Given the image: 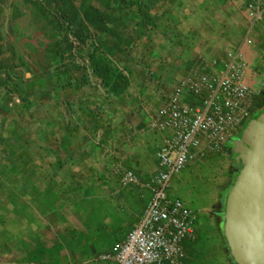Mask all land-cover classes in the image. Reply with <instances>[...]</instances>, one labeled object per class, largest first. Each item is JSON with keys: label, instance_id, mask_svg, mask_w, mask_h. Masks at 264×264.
<instances>
[{"label": "crops", "instance_id": "crops-1", "mask_svg": "<svg viewBox=\"0 0 264 264\" xmlns=\"http://www.w3.org/2000/svg\"><path fill=\"white\" fill-rule=\"evenodd\" d=\"M97 1L83 12L91 50L122 71L126 87L112 93L99 82L91 50L62 53L52 73L25 75L22 102H0V264H117L104 257L139 224L159 171L167 133L149 120L184 78L220 75L226 54L238 52L255 92L249 119L264 110V0H253L261 8L253 24L251 0ZM5 136L18 142L7 152ZM237 167L232 144L170 177L167 196L195 215L180 264H235L220 216ZM126 172L135 180L123 183Z\"/></svg>", "mask_w": 264, "mask_h": 264}, {"label": "built area", "instance_id": "built-area-1", "mask_svg": "<svg viewBox=\"0 0 264 264\" xmlns=\"http://www.w3.org/2000/svg\"><path fill=\"white\" fill-rule=\"evenodd\" d=\"M246 15L253 24L260 19L261 8L251 0ZM222 67L217 76L195 73L181 80L150 118L151 129L167 133L157 152L159 171L152 179V198L137 227L105 259L117 264H180L184 258L181 242L193 238L195 215L167 196L170 177L207 154L225 152L249 120L248 101L255 94L245 83V64L238 52L226 54ZM185 94L197 103H184ZM134 180L130 172L122 176L123 183Z\"/></svg>", "mask_w": 264, "mask_h": 264}, {"label": "rangeland", "instance_id": "rangeland-1", "mask_svg": "<svg viewBox=\"0 0 264 264\" xmlns=\"http://www.w3.org/2000/svg\"><path fill=\"white\" fill-rule=\"evenodd\" d=\"M96 1L0 0V76H5L0 77V102L14 96L22 102L25 75L52 73L53 59L60 54L86 57L94 39L83 12ZM11 77L13 89L4 83Z\"/></svg>", "mask_w": 264, "mask_h": 264}, {"label": "water", "instance_id": "water-1", "mask_svg": "<svg viewBox=\"0 0 264 264\" xmlns=\"http://www.w3.org/2000/svg\"><path fill=\"white\" fill-rule=\"evenodd\" d=\"M232 144L238 167L224 199L221 230L235 264H264V110Z\"/></svg>", "mask_w": 264, "mask_h": 264}, {"label": "trees", "instance_id": "trees-1", "mask_svg": "<svg viewBox=\"0 0 264 264\" xmlns=\"http://www.w3.org/2000/svg\"><path fill=\"white\" fill-rule=\"evenodd\" d=\"M87 57L89 59L92 73L98 78L99 82L104 87L109 89L112 93H118L126 87L127 79L123 76L122 71L116 68L103 52L94 47ZM20 115L22 116L21 119H25V114ZM11 134L18 138L23 135L22 130L18 126L11 130ZM17 143L18 142L15 141L14 144H12L10 138L5 136L2 143L3 152L9 151L8 148H11V145H18Z\"/></svg>", "mask_w": 264, "mask_h": 264}, {"label": "flooded vegetation", "instance_id": "flooded-vegetation-1", "mask_svg": "<svg viewBox=\"0 0 264 264\" xmlns=\"http://www.w3.org/2000/svg\"><path fill=\"white\" fill-rule=\"evenodd\" d=\"M229 147H231V146L229 145ZM231 168H232V170L236 169V167H235V166H232Z\"/></svg>", "mask_w": 264, "mask_h": 264}]
</instances>
